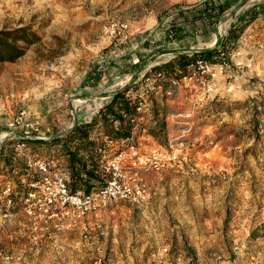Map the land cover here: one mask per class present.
I'll list each match as a JSON object with an SVG mask.
<instances>
[{
  "label": "rangeland",
  "instance_id": "obj_1",
  "mask_svg": "<svg viewBox=\"0 0 264 264\" xmlns=\"http://www.w3.org/2000/svg\"><path fill=\"white\" fill-rule=\"evenodd\" d=\"M198 1L0 0V29L29 25L40 36L22 57L0 63L1 147L25 165L28 159L60 154L59 143L35 145L30 154L36 157L26 150L16 154L15 139L22 128L9 123L23 109L41 134L62 138L76 118L84 122L96 111L101 94L113 93L152 65L169 60L167 42L160 40L164 29L179 7ZM259 1H238L217 22L215 32L224 35L237 14ZM117 21L127 24L124 37L114 31ZM215 32L187 35L177 47L170 43V50L175 54L203 48ZM144 37L147 42L139 46L132 40ZM227 55L228 66L220 68L231 71L226 84L233 87L234 99L204 100L195 83L190 107L185 94L182 104L174 98L165 104V95L150 88L147 99L152 103L135 138V164L154 153L167 154L169 143L178 150V159L144 173L149 197L117 201L88 214L83 220L89 233L85 240L80 222L69 215L54 217L42 227L19 212L1 221L0 252L20 254L12 264H94L98 254L104 264H264L263 17L245 28ZM128 56L137 65L124 73L115 71L118 77L111 80L104 69L108 62L119 67ZM235 58L238 63L231 66ZM151 118L165 124L158 139L149 132L155 126ZM63 159L50 161L64 173ZM10 180L22 184L25 178L0 170V203Z\"/></svg>",
  "mask_w": 264,
  "mask_h": 264
},
{
  "label": "trees",
  "instance_id": "obj_2",
  "mask_svg": "<svg viewBox=\"0 0 264 264\" xmlns=\"http://www.w3.org/2000/svg\"><path fill=\"white\" fill-rule=\"evenodd\" d=\"M240 0H200L187 7H179L177 16L171 20L168 27L164 29L163 39L160 40L178 41L192 36H203L217 31V22L224 18L226 12L233 11L232 6ZM257 17L264 18V0L254 3L251 7L236 15V19L229 25L223 38H219L216 46L209 49L196 50L190 53L179 52L169 60L152 65L147 72L139 79L124 85L115 90L109 99L93 114L88 121L77 122L69 129L62 138H26V147L23 150L31 155V148L35 145L62 144L60 154L50 153L47 160L58 159L63 156L68 185L71 191L82 190L84 192L95 189L103 184L105 177L100 171L103 155L114 152V144H107L108 140L118 143L117 146H126L132 138L137 137L139 128H144L145 123L131 122V118L139 115L137 107L139 102L146 100V106L152 103L148 96L153 92L147 83L153 88H160L162 91L169 87L170 81L182 78L191 74V64L196 58H204L211 63L220 62V53H227L234 48L245 28ZM141 39V40H140ZM132 38L136 46L146 43L148 37ZM40 41L38 33L29 25H22L15 28L0 29V63L14 62L22 57L26 50ZM123 48V45H122ZM127 51V50H126ZM127 62L121 66L112 67V62L104 69L112 72L113 69L120 73L133 70L137 64L133 63L132 56L126 57ZM139 61V60H138ZM127 63V64H126ZM115 65L116 62H114ZM96 64L93 63V67ZM116 67V68H115ZM112 68V70H111ZM100 71V70H99ZM102 71V70H101ZM100 72L97 76L100 78ZM91 76V75H90ZM146 115V113H145ZM155 126L150 127V134L158 139L164 134L165 124L151 118ZM18 139H15L17 143ZM0 170L5 169L24 177L26 181L34 179L37 175L19 162L17 158L10 155L7 148H0ZM13 184L12 196L16 200L20 198L25 188L16 181ZM10 184V185H11Z\"/></svg>",
  "mask_w": 264,
  "mask_h": 264
},
{
  "label": "built area",
  "instance_id": "obj_3",
  "mask_svg": "<svg viewBox=\"0 0 264 264\" xmlns=\"http://www.w3.org/2000/svg\"><path fill=\"white\" fill-rule=\"evenodd\" d=\"M112 26L117 35L120 37L125 36L127 29L125 22L117 21ZM227 58V53H220V62L218 63L220 67L228 66ZM212 71L213 64L204 58L198 57L191 64L189 77L202 89L201 98L204 100H209L212 97L210 89ZM179 82L180 78L172 79L169 86L174 87ZM147 86L152 87L150 83H147ZM194 102L199 104L197 99ZM137 111L139 115L131 118L130 121L144 123L146 119L145 99L144 102H139ZM25 115L26 111L21 109L9 123L12 128L18 126L22 128L21 134L17 136L20 141L14 144L16 154L22 152L26 147L25 142L22 141L23 139L47 138L39 132L35 124L26 120ZM135 138L137 139V137ZM135 138L133 137L126 146H117L118 143L112 140L107 141V144H114L115 151L103 155L100 171L105 180L102 185L87 192L82 190L71 191L68 185V177L54 166L53 161L28 159L27 167L37 176L29 181L22 180L21 183L25 191L16 200L11 195L13 187L10 184L2 189L0 225L2 220L19 212L28 216L30 221L39 223L42 227H46L54 217L69 215L74 221L80 222L81 237L84 240L87 239L89 235L88 227L83 220L88 214L100 212L117 201L133 202L149 197L151 188L143 176L144 173L150 170L158 171L167 162H176L178 159V150L173 147L172 143H169L170 150L167 154L154 153L149 156V159L135 164L134 149L138 143ZM2 140L3 138L0 139V142ZM178 144L182 145L183 140L179 139ZM20 258V254L16 252H0V264H12L13 261L20 260ZM94 264H104V256L98 254Z\"/></svg>",
  "mask_w": 264,
  "mask_h": 264
},
{
  "label": "crops",
  "instance_id": "obj_4",
  "mask_svg": "<svg viewBox=\"0 0 264 264\" xmlns=\"http://www.w3.org/2000/svg\"><path fill=\"white\" fill-rule=\"evenodd\" d=\"M168 25L169 24H167L166 27H168ZM224 35L221 32H217V33L215 32V33H213L212 34V37L211 36L208 37V39H210V42L208 44H206L205 47L198 48L196 50H203V49L213 48L214 46H216L218 39L219 38H223ZM185 40H186V37L183 38V39H179L178 41H175V40L169 41V42H167L165 44L167 46L166 49L168 51H171V52H168L170 54V56L168 57V59L174 57L176 55V53H178V52H176L177 50H175V54L173 53L172 50H170V47H171L170 46L171 45L170 43H172V47H177V45H180ZM173 45H175V46H173ZM178 47H180V46H178ZM196 50H194V51H196ZM237 63H238V60L235 58L234 62L231 64V66H233V65L236 66ZM146 71H147V69L144 72L140 73L137 78L141 77ZM114 72H115L114 69L112 70V72L111 71L108 72L112 76L111 77V80H115V78L118 77V76H116V73H114ZM230 72H231L230 69H228L226 71V73H223V71L221 70L220 66H218L217 64H214L213 71H212L211 76H210V80H211L212 97H213V99H215V101L221 100V99L222 100L234 99L231 96V95H233L232 92H231V90H233V87L232 86H228L226 84V77H228L230 75V74H227V73H230ZM136 76H137V74H136ZM237 89H241V88H237ZM174 90H178V93H176V94L175 93H172ZM157 92H162V94L165 95V98H164V103L165 104H167V103L170 104V102H173L174 101V100H172L173 98L174 99H177L178 102L182 104L183 103L182 95L185 94L187 96V98L185 99V101H188V104H189V107H190L191 106L192 98L195 96V94H196L195 92H197V86L195 85V83L193 82V80L190 77L184 76V77H182L180 79L179 84L176 87H174L173 90H170V88H169V89H165L164 91H162L160 88H158L157 89ZM84 93H86V92H84ZM111 94L112 93H109V94H101L99 96L98 107H97L96 110H98L99 107L102 106L109 99V97L111 96ZM93 114L90 115L88 118H85L83 121L90 120L92 118ZM79 121L80 120L76 118V121L75 122L77 123ZM61 225H62V227H65V225H63V223Z\"/></svg>",
  "mask_w": 264,
  "mask_h": 264
},
{
  "label": "bare ground",
  "instance_id": "obj_5",
  "mask_svg": "<svg viewBox=\"0 0 264 264\" xmlns=\"http://www.w3.org/2000/svg\"><path fill=\"white\" fill-rule=\"evenodd\" d=\"M224 23V22H223ZM222 26V25H221ZM228 27V26H227ZM225 28V27H224ZM219 32V31H218ZM218 36V35H217Z\"/></svg>",
  "mask_w": 264,
  "mask_h": 264
}]
</instances>
